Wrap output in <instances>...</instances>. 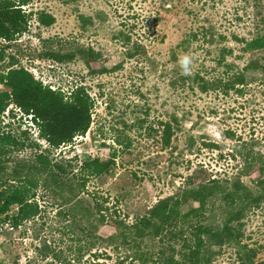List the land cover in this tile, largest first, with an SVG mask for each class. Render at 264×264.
<instances>
[{"label": "rangeland", "instance_id": "rangeland-1", "mask_svg": "<svg viewBox=\"0 0 264 264\" xmlns=\"http://www.w3.org/2000/svg\"><path fill=\"white\" fill-rule=\"evenodd\" d=\"M22 8L32 16L14 40L0 39V72L13 64L52 89L68 93L85 86L93 101L89 129L48 152L71 164L72 178L88 179L84 192L63 207L59 194L39 186V212L17 226L11 224L16 205L0 215V264H164L167 256L179 258L195 221L221 229L227 211L239 208L240 219L228 222L233 236L206 244L201 264H264V178L254 169L242 173L247 163L264 161V47L249 49L235 39L264 36V0H27ZM40 11L52 14L53 23L40 24ZM78 45L99 52L104 71L91 73L78 55L62 62L44 55ZM223 47L224 62L234 65L230 69L217 63ZM184 55L193 58L192 71L207 79L225 80L242 71L244 83L225 93L200 92L181 81L178 61ZM6 89L0 83V91ZM0 120L2 130L25 143L10 145L1 156L2 188L19 161L47 142L14 104ZM97 157L110 160V167L85 175L83 161ZM212 179L222 191L209 198L203 215L184 225L124 243L115 238L103 243L100 229L86 230L92 225L84 212L89 209L96 221L97 203L106 208L107 220L117 214L131 224L160 199L177 198ZM237 180L244 189L230 205L223 197ZM77 199L85 208H77L72 219L66 211ZM190 204L182 203L181 211Z\"/></svg>", "mask_w": 264, "mask_h": 264}, {"label": "trees", "instance_id": "trees-1", "mask_svg": "<svg viewBox=\"0 0 264 264\" xmlns=\"http://www.w3.org/2000/svg\"><path fill=\"white\" fill-rule=\"evenodd\" d=\"M26 3L27 0H0V39L12 41L27 29L32 12H26L22 8V5ZM36 15L37 21L42 25L47 26L54 21V16L45 11L37 12ZM202 29L204 30L203 27ZM192 35L197 37L198 32H194ZM201 35H204L202 30ZM235 39L237 42H243L249 49L264 47V36H256L250 39L235 36ZM138 47L139 45L134 46L135 49ZM226 51L227 48L223 47L217 63L219 65L224 64L230 69L234 65L224 62L225 55L228 53ZM44 55L57 62L73 59L78 55L83 59L91 73L104 71V68L98 67L99 52L89 46L78 45L67 52L50 49ZM244 80L245 75L242 71L233 72L225 80H222V78L217 80L207 79L199 71L193 72L192 76H181L183 84L191 82L190 84H195L200 92H208L219 88L225 93L235 88L237 84L242 85ZM0 83L7 87L6 90L0 91V116L8 105H16L24 115L30 117L39 129V137L47 142L46 148L35 151L29 159L20 160L18 167L14 168L10 175L11 178L9 177L11 181L6 180L4 183L8 184H3L4 186L0 188V215L5 214L12 205H16L17 213L12 216L11 224L17 226L39 212L38 203L35 201L36 189L39 186L59 194L60 206L62 207L67 205L68 200L78 198L80 193L84 192L86 179L88 178H72L76 175L69 169V167L72 168L71 164L63 165L62 159L51 158L48 151L50 148L56 149L70 144L78 135L87 132L92 121L93 101L84 85H76L68 93L59 88L52 89L49 85H44L35 78L32 72L24 66L13 67V64L9 65L5 72H0ZM169 135L167 132L165 139H168ZM10 145L25 146V143L2 130L0 126V177L3 175L1 173L4 168L1 156L7 152ZM34 145L37 149L41 146L36 142ZM110 163V160H102L98 157L89 158L83 161L80 168L84 170L85 175L94 176L108 170ZM259 164L254 166L252 163H247L242 173L250 174L252 173L251 169H254L257 177L264 178V161ZM71 172L74 176L72 175L70 178L68 175ZM262 182L260 180L258 183ZM233 186L234 188L225 192L223 197V201L230 205L240 197L244 189L239 180L235 181ZM218 190L222 191L217 181L212 179L210 183H202L193 189L186 190L177 198L167 196L149 207L143 215L138 216L131 224L124 223L116 212H114L116 216H111L113 219L109 217V220H107V216L102 212L106 208H102L97 203L95 205L96 221L92 222L91 217L95 215L89 209L84 212L88 219L87 223L92 225L90 229L87 225L86 230L90 233H97L100 229L102 233H99L97 237L103 243L113 238L120 239L124 243L129 239H142L151 234L158 235L161 231L167 230L179 222L184 225L188 221L190 222L193 217L203 215L207 209L209 198ZM189 200L192 204H190L187 211L182 212L181 204ZM77 208H85L81 206L78 199L74 204H70L67 213H65L70 214L72 219H76V215L80 212ZM241 212V208L237 210L229 209L227 211V222L221 229H214L212 226L195 221L189 226L190 238L183 239L179 250V258L174 255L167 256L164 264H201L202 259L205 257L206 244L215 240H223L227 235L233 236V228L228 225V222L239 220ZM109 228L113 229L110 234L107 232Z\"/></svg>", "mask_w": 264, "mask_h": 264}, {"label": "clouds", "instance_id": "clouds-1", "mask_svg": "<svg viewBox=\"0 0 264 264\" xmlns=\"http://www.w3.org/2000/svg\"><path fill=\"white\" fill-rule=\"evenodd\" d=\"M179 67L181 71V75L183 76H192V65H193V58L190 55H184L179 58Z\"/></svg>", "mask_w": 264, "mask_h": 264}]
</instances>
